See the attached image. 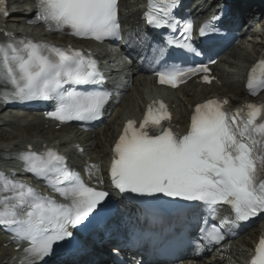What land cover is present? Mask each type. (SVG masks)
Returning a JSON list of instances; mask_svg holds the SVG:
<instances>
[{"label":"snow or ice","instance_id":"obj_1","mask_svg":"<svg viewBox=\"0 0 264 264\" xmlns=\"http://www.w3.org/2000/svg\"><path fill=\"white\" fill-rule=\"evenodd\" d=\"M36 2L37 11L30 23L43 22L49 31L68 29L73 36L100 42L120 38L118 0ZM178 3L148 0L145 19L157 29L179 30L180 38L168 40L169 46L200 55L192 43L193 23H182L173 16ZM216 31L210 22L205 23L199 36ZM259 66L264 68V59ZM208 71L201 63L178 70L162 69L157 75L159 83L175 88L190 76ZM254 72L255 68L247 83L252 95L264 87V74L254 80ZM203 80L210 82L206 75ZM0 81L11 86L8 95L21 101L55 100V110L47 115L61 123L99 119L111 97L108 91L75 90L78 85L103 81L98 62L90 55L31 39L0 44ZM226 103L209 100L197 105L190 128L182 137L162 124L171 119L163 103L155 110L149 105L139 129L129 120L115 144L110 170L113 186L121 193L161 194L210 207L227 204L234 219L224 223L234 225L264 213V102L248 104L235 113L223 109ZM18 158L25 171L47 180L49 187L69 201L58 203L0 173V193H7L0 195V225L29 245L24 249V264H39L53 253L54 244L73 235L69 229L87 220L109 192L87 186L67 168L65 158L55 149L37 153L29 148ZM205 238L213 243L224 239L216 229L207 232ZM251 264H264V239L258 242Z\"/></svg>","mask_w":264,"mask_h":264},{"label":"rangeland","instance_id":"obj_2","mask_svg":"<svg viewBox=\"0 0 264 264\" xmlns=\"http://www.w3.org/2000/svg\"><path fill=\"white\" fill-rule=\"evenodd\" d=\"M130 1L133 4L132 10L135 12L137 10V8L139 7V5L141 4V0H130ZM262 41L264 42L263 39H262ZM257 48H258V46H255L254 44H251V45L245 46L244 48H236V50L233 49L232 52L233 51H236L239 54V57H237V58L231 57L230 54H229V53H231V50H229L228 53L226 54L225 58H224L226 61H224V63H222L221 64V67H220L224 71L225 79L228 80V81L230 80V81L234 82V84H237V81H238V78L237 77L240 78L239 75L241 73H244V71L246 69V66L250 63L249 62L250 59L253 58V56L257 52ZM234 74H237L236 77H235ZM238 86H239L238 84L237 85H234L235 89ZM182 91H183V94H184V97L181 95V98L182 99L179 98V94H182V93H179L178 92V93H176V95L173 96V97H176V98L178 97L179 102H180V106H179L180 108L177 111L179 115L181 113H184L185 112L186 108L190 104L189 103V99L192 98V96L193 97H196V99H198V96L201 93L200 90H194V89H191V88L185 89V90H182ZM154 92H156V90L150 89V87H148V89L145 91V96L147 94V96L150 97L151 96L150 94H152ZM142 94L140 95L139 93H137V95L135 96V98H133V101H131V104H134V102H135L136 99H137L138 102H141L144 99V96ZM129 107L130 106H128V110L125 109V113H136L137 108L131 109ZM16 115H18L17 116L18 118H16V122L17 123H24V124H26V120H23V118L26 117V116H24L22 113H18V112L13 111V112H6L4 114L5 117H10V116L13 117V116H16ZM20 117H22V120L20 119ZM117 122H118L117 119L113 120L112 123H110L111 124L110 125V128H111V126L114 127L115 125H117ZM5 128H3V130H2L3 132L2 131L0 132V135L8 136L11 139L14 138L12 141L16 140L15 138L18 135H20L18 137H25L28 134L31 135V132H25L23 130H19V131H17V132L14 133V131H10L9 129L6 130ZM106 128H107V126H106ZM37 131H38V129H37ZM107 131H108V137H109V135L112 133V129L109 130V128H107ZM41 133H43V132H41ZM105 133L106 132H104V133L102 132L101 134L99 133L98 134V137L96 136V139H95L98 142H101L102 141V143L104 144V145L103 144L102 145L99 144L100 147H101V148H98V151L99 152H101V150L106 151L105 150V149H107L106 146H108L107 143L109 142V140H107L108 142H106V138H105L106 135H105ZM32 135H33V133H32ZM5 142H6L5 140H3L2 138H0V144H4ZM8 142H10V141H8ZM92 154L93 153H91V151L89 153H87V155H90V156H92ZM99 154H101V156L99 155L100 156L99 157V162H100V164H103V162H104L103 161L104 160V156L103 155L104 154L103 153H99ZM263 223H262V225H263ZM261 227H262L261 225H258L254 229H252L251 231H255V230H257V229H259ZM251 231L249 232V235H244L242 237V242L240 244L241 248H240V251H239L241 255L238 256V258L240 259V262H238V263L237 262L236 263H232V262L228 261V264H242V261H244V254L246 253L244 251L247 250V248H248V246H247V244L245 242L247 240L251 241V239H250L251 238V235H250ZM241 250H242V252H241Z\"/></svg>","mask_w":264,"mask_h":264},{"label":"bare ground","instance_id":"obj_3","mask_svg":"<svg viewBox=\"0 0 264 264\" xmlns=\"http://www.w3.org/2000/svg\"><path fill=\"white\" fill-rule=\"evenodd\" d=\"M230 56L231 57H233V58H237V57H239V54L236 52V51H231V53H230ZM240 76V78H239V81H240V79H241V75H239ZM222 78V81H223V83L225 84V88H220V90L218 91L217 89H215V91L213 92V93H215V94H213V95H228V93H231L235 98H242V97H244L245 96V92H244V85H243V87H240V85L238 86V87H236V89H235V87L234 86H232V84H230V82H228V81H226L225 79H223V77H221ZM204 88H207V87H203V89ZM185 89H187L186 87H183V88H181V90H185ZM227 89H229V90H227ZM227 90V91H226ZM137 92L141 95L142 94V92H140V89L138 88L137 89ZM176 93H178V92H176ZM175 93V94H176ZM175 94H168V95H170V96H174ZM150 95H152V96H157V94H156V92H154V93H152V94H150ZM189 95V94H188ZM210 93L209 92H204L203 93V95H201V98H200V100L201 99H206V98H208V97H210ZM136 96V95H135ZM126 100V102H128V106H130L129 108H131V109H135V108H137V111H136V113H126L125 114V117H127V118H131V119H135V120H138L139 119V117L141 116V114H143V112H144V110H143V108H142V106L141 105H139V106H137V107H135V108H133L134 107V105L136 104V102H137V99L135 100V102H134V104H131V101H133V98L131 99V101H130V99H125ZM196 102H199V99H196V97H193L192 96V98H190L189 99V105H188V107L186 108V110H185V113H187V114H189V112H190V108L196 103ZM236 101H234L233 102V105L235 106L237 103H235ZM132 105V106H131ZM122 114V113H121ZM174 119H175V116H174ZM184 119H185V117L184 116H181L180 117V119H179V122H181V124L183 123V121H184ZM1 120V119H0ZM134 120V121H135ZM136 122V121H135ZM122 125V124H121ZM121 125L119 124V126H114V127H112L111 126V128H110V125H108L107 124V128H109V130L110 129H112V133L109 135V137H108V131H105L106 133H105V138H106V142H108L107 140H109V142L107 143L108 144V146H106L107 147V149H105L106 151H104V150H101V152L100 153H103L104 155V159H106V158H108L109 157V154H110V149L112 148V146H113V144H114V142H115V140L119 137V135H120V132H121V130H122V128H123V126L124 125H122V127H121ZM44 126V125H43ZM104 128H106V126L104 127ZM37 129H38V131H37ZM19 130H23V131H25V132H36V133H33V135H40L41 134V132H43V131H39V127L38 126H36V125H32V126H30V127H27V128H23V127H19ZM45 130V129H44ZM45 134V133H44ZM47 134V133H46ZM1 136V138L3 139V140H5L6 142H8V141H12L14 138H10V137H8V136H3V135H0ZM96 136H98V135H96ZM37 137H40V136H37ZM8 140V141H7ZM99 144H103L102 143V141L101 142H98V141H94V143H93V148H92V150H91V153H93V154H97V153H99L98 152V148H101L100 147V145ZM104 145V144H103ZM85 154H87V153H85ZM100 156H101V154H100ZM99 155L98 156H90V155H87V157H86V159H88V161L85 159L84 160V165H86L87 163H90V162H95L96 163V165L94 166V168L93 169H96L98 166H100V162H99V157H100ZM104 168V167H103ZM102 168V169H103ZM95 175H97L96 173H94ZM93 174V175H94ZM264 224V223H263ZM260 232V231H259ZM258 233H257V231H252L251 233H250V235L251 236H253L254 238L256 237V235H257ZM253 238V239H254ZM246 244L248 245V246H251L252 245V241H249V240H247L246 241ZM214 264H224L223 263V257L220 259H218L217 261H216V263H214Z\"/></svg>","mask_w":264,"mask_h":264}]
</instances>
